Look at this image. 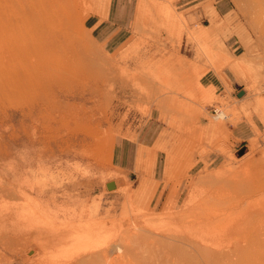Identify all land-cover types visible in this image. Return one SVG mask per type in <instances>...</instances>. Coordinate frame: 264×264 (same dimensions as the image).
<instances>
[{
	"label": "rangeland",
	"instance_id": "rangeland-1",
	"mask_svg": "<svg viewBox=\"0 0 264 264\" xmlns=\"http://www.w3.org/2000/svg\"><path fill=\"white\" fill-rule=\"evenodd\" d=\"M7 1L16 7L0 0V11ZM257 2L62 3L76 22L55 59L81 78L64 87L68 106H50L51 117L33 113L0 87V185L12 187L0 194V264H60L71 245L88 264H264V0ZM172 69L179 83L160 97L175 101L160 102L156 73ZM110 75L125 85H108ZM30 157L41 160L26 168ZM220 176L251 193L240 204L255 217L247 240H178L172 225L192 218L194 196ZM107 246L106 258L91 253Z\"/></svg>",
	"mask_w": 264,
	"mask_h": 264
},
{
	"label": "bare ground",
	"instance_id": "bare-ground-1",
	"mask_svg": "<svg viewBox=\"0 0 264 264\" xmlns=\"http://www.w3.org/2000/svg\"><path fill=\"white\" fill-rule=\"evenodd\" d=\"M64 1L16 0V7L10 5L9 1H7V9L0 11V52L4 54L0 58V87L2 90H15V93L30 105V112L34 113L35 110L37 113L43 114L44 110L50 117L53 112L47 111L50 106L53 109L54 105L57 113L63 110V108L61 109L62 106H68V104H63L60 99V97L63 99L68 98L64 87L69 84H77L81 80V78L76 79V75L68 71L65 62L61 64L55 59L59 45L61 46L62 43L67 44L72 39L70 30L71 26L74 25L73 23L76 22V15H72L67 6L62 5ZM108 7L104 12V17L107 15ZM142 8L143 2L139 1L136 6L135 20L138 19ZM167 10V18L173 16L170 10ZM170 21L173 22V19ZM212 26L216 27L217 25L213 23ZM69 44H75V42L71 41ZM62 48H65V46ZM126 53L127 51H125L124 55ZM78 56L81 57L82 55L79 53ZM10 65H15L19 70L10 68ZM119 70L120 72H127L125 67L119 68ZM108 72L112 73V71ZM159 72L161 71H157L156 73V77L158 78L156 81L159 85L155 90V98L160 102L175 101L174 96L171 94L160 97V92L163 86L168 91L174 92L173 89L179 83L177 72L173 71V69L172 71L168 70L166 73L163 72V75ZM103 78L108 85L114 83L125 85V82L117 80L112 75L104 76ZM140 79L143 81L147 80L142 77ZM143 85H147V83ZM217 116L225 117L226 114L218 111ZM59 123L61 126L65 125L62 118H59ZM40 160L41 157H30L25 166L26 168H31L34 164L39 163ZM234 183H238V181L231 182L227 177L220 176L210 185L208 184L199 190L197 195L194 196V206H190L192 210H189V213L191 212L189 216L192 218L182 223L177 221L172 225L177 230L178 240L187 244H195L196 242L200 246L213 245L214 247L221 245L227 238L234 237L235 241L247 240L249 233L247 230L253 228L252 219L255 217H248L243 212L245 206L240 204L246 198H249L251 193L244 187L245 185L241 192H237L234 189ZM11 190L12 187L10 185H0V194L10 192ZM31 219L37 222L34 216ZM52 231L56 236L61 235L58 229L53 228ZM62 233L66 234L65 231H62ZM72 240L76 242V239L73 238ZM85 241L89 245L93 244L87 239ZM73 248L75 247L71 245L66 258L60 264H88L85 263L87 260L85 256L74 255L72 252ZM91 248L95 249L94 246H91ZM108 251L109 247L107 246L91 253L106 258ZM89 263L95 264L93 261Z\"/></svg>",
	"mask_w": 264,
	"mask_h": 264
},
{
	"label": "water",
	"instance_id": "water-1",
	"mask_svg": "<svg viewBox=\"0 0 264 264\" xmlns=\"http://www.w3.org/2000/svg\"><path fill=\"white\" fill-rule=\"evenodd\" d=\"M107 188H111V187H113V183L112 182H107Z\"/></svg>",
	"mask_w": 264,
	"mask_h": 264
},
{
	"label": "crops",
	"instance_id": "crops-1",
	"mask_svg": "<svg viewBox=\"0 0 264 264\" xmlns=\"http://www.w3.org/2000/svg\"><path fill=\"white\" fill-rule=\"evenodd\" d=\"M106 17V16H105Z\"/></svg>",
	"mask_w": 264,
	"mask_h": 264
}]
</instances>
